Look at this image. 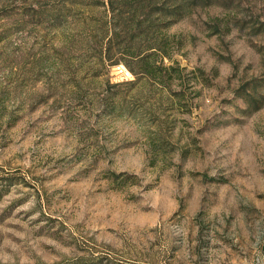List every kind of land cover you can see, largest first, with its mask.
<instances>
[{"label": "rangeland", "instance_id": "374dc122", "mask_svg": "<svg viewBox=\"0 0 264 264\" xmlns=\"http://www.w3.org/2000/svg\"><path fill=\"white\" fill-rule=\"evenodd\" d=\"M46 5L0 0V264H264V0L164 13L184 69L160 100L99 42L52 70Z\"/></svg>", "mask_w": 264, "mask_h": 264}, {"label": "trees", "instance_id": "16d2710c", "mask_svg": "<svg viewBox=\"0 0 264 264\" xmlns=\"http://www.w3.org/2000/svg\"><path fill=\"white\" fill-rule=\"evenodd\" d=\"M57 1L59 6L46 5L36 10L40 18L36 23L29 22L42 33L41 58L52 70L60 51L74 50L76 61L84 63L83 57L89 53L91 45L99 42L101 50L95 54L98 63H124L136 76L132 83H151L148 95L152 100L165 98L174 81H183L184 68L173 56L182 48L183 42L174 34L161 32L162 17L167 13V25H172L185 14L192 13L203 0ZM106 3L113 11L111 17L91 14L93 8ZM31 4L27 6L29 9ZM120 4L122 7L128 5V8L121 11ZM0 33L4 34L0 41L10 37L5 30ZM93 75L98 74L95 72ZM151 118L155 120V117ZM152 141L155 142L154 137Z\"/></svg>", "mask_w": 264, "mask_h": 264}]
</instances>
